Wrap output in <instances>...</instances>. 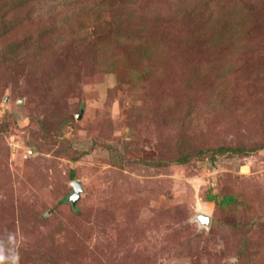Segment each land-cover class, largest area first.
<instances>
[{
	"label": "rangeland",
	"instance_id": "1",
	"mask_svg": "<svg viewBox=\"0 0 264 264\" xmlns=\"http://www.w3.org/2000/svg\"><path fill=\"white\" fill-rule=\"evenodd\" d=\"M76 1L0 0V264H264V0H216L245 15L217 52L195 28L204 0H141L164 6L144 35L170 47L143 85L123 64L136 21ZM100 43L118 72L94 63ZM219 145L259 149L175 161Z\"/></svg>",
	"mask_w": 264,
	"mask_h": 264
},
{
	"label": "trees",
	"instance_id": "2",
	"mask_svg": "<svg viewBox=\"0 0 264 264\" xmlns=\"http://www.w3.org/2000/svg\"><path fill=\"white\" fill-rule=\"evenodd\" d=\"M78 1V0H77ZM76 1V2H77ZM183 1V0H181ZM187 1V0H184ZM79 2V1H78ZM114 3V9H111L114 16H116L115 21L121 20V17H124L125 15L128 16L129 20L136 21L135 25H137V33L140 35H143L144 38H141V42L137 43L136 47L132 48V59L129 60V63L124 62V67L127 69V76L132 80V82L136 85H143L147 80L149 79H156L159 77V75L163 71L161 69V63L164 60L163 53L164 51L169 52V45H168V38L165 36V33L162 34H156L155 38L153 37H146L144 34L148 32L150 29L149 21L150 18L159 17H165L164 12V6L157 2L155 4L149 5L151 8H147L143 1L141 0H114L113 2L107 3L106 0H101L99 2V5L94 11H104L107 14L106 11V5L108 7H111V5ZM186 4V2H185ZM31 4L27 5V8H29ZM83 6V5H78ZM203 9L202 16L203 19L201 21V26L195 27L200 30L201 40L204 37L205 34V40L202 42L203 45H207L210 47L214 52H217V49H221L220 47L224 45H228V31L230 33H233V37L236 38L235 31L226 28L225 22L231 23L234 27L237 26L238 22L245 17L243 14L244 12L241 11L240 5L238 6L235 3L228 4L226 8L221 6V8L217 6L216 0H204L203 5H201ZM217 6V7H216ZM84 9L82 7L71 10L70 13H72V17L70 19L66 20L68 23H72L71 19L74 18V22L78 24V28H74L71 34H77L76 38L78 41H80V37L82 38V34L85 30L89 31L90 28L86 25V22L82 19L81 16V10ZM33 10V9H32ZM181 6H176V10H173L172 12L175 14L176 11H181ZM20 12V11H19ZM83 14V11H82ZM117 14V15H116ZM33 15V12L28 16H19L17 19L22 20V22H26V19L28 17H31ZM160 15V16H159ZM110 19V18H109ZM14 21H10L11 24H14L16 22V19H13ZM223 20V21H222ZM16 25V24H15ZM81 27L83 29H81ZM238 27V26H237ZM237 29V28H235ZM81 31L80 33H77L78 31ZM194 31H197L194 29ZM84 36V35H83ZM60 39H62V36L59 35ZM232 37V38H233ZM153 38V39H152ZM230 38V41L231 39ZM196 39V38H195ZM194 39V40H195ZM192 39L189 38V36L185 37V41L188 43ZM217 55V54H216ZM229 55V54H228ZM227 56V55H224ZM232 56V54H231ZM122 56H120V49L119 47H113L112 45H107L105 43H100L95 47L94 55H93V61L94 63H98L97 65L101 66L102 72L106 71H115L118 72V62L116 59H121ZM222 59L219 61L218 58L215 56L213 59V63H222L224 60H227L228 57H222L219 56ZM233 58V57H232ZM229 65V64H228ZM0 129L4 130L5 125L0 122ZM6 130V129H5ZM259 149V146H240V145H219L215 148H200L198 150H184L181 155H179L175 161L177 163L186 164L189 163L194 157H198L201 155H204L206 151L212 152V159H216L217 154H226V153H240V154H247L250 151H255ZM71 176H74V172L71 173ZM208 201H217V196L214 194H210L207 197ZM219 203L221 206L226 204H232L236 203V198L232 195H226L222 200H219Z\"/></svg>",
	"mask_w": 264,
	"mask_h": 264
},
{
	"label": "water",
	"instance_id": "3",
	"mask_svg": "<svg viewBox=\"0 0 264 264\" xmlns=\"http://www.w3.org/2000/svg\"><path fill=\"white\" fill-rule=\"evenodd\" d=\"M72 185L74 188V192L71 194L70 199L72 200L73 204H76V202L79 200L81 196L82 191V182L80 180H73ZM201 219L203 221L209 222V217L201 216Z\"/></svg>",
	"mask_w": 264,
	"mask_h": 264
}]
</instances>
